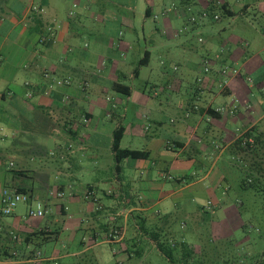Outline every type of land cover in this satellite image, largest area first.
Returning a JSON list of instances; mask_svg holds the SVG:
<instances>
[{
  "label": "crops",
  "instance_id": "obj_1",
  "mask_svg": "<svg viewBox=\"0 0 264 264\" xmlns=\"http://www.w3.org/2000/svg\"><path fill=\"white\" fill-rule=\"evenodd\" d=\"M105 1L116 12L101 18L99 29L94 23L88 29L85 15L98 0H0V197L5 188H27L45 211L42 218H30L24 203L9 216L0 211V264H63L60 257L77 260L66 264H101L97 259H109L104 244L113 264H143L157 250L151 234L162 239L160 224L182 203H203L209 196L207 203L216 204L226 195L223 182L217 188L213 184L216 177L220 181L214 163L199 158L194 165V155L214 151L220 159L243 130L264 116L261 84L231 66L222 76L227 63L235 62L234 52L210 56L213 45L203 43L195 50L199 54L190 57L184 43L174 41L178 30L171 18L185 22L210 2L226 3L235 18L228 0H190L167 14L168 4L155 0ZM170 1L178 5V0ZM242 1L241 13L253 11L264 37V0ZM64 3L72 6L67 12L61 10ZM156 4L164 24L148 29L146 19L157 20ZM196 22H189L187 32L201 33L211 21ZM169 44L180 47V53H171ZM154 50L164 55L152 70L160 82L146 78L144 88L137 89L133 81L150 65ZM195 67L201 72L191 99L170 104L168 94L179 92ZM217 95L233 99L214 105ZM129 103L135 107L131 113ZM207 107L224 109L221 118L199 112ZM118 127L124 129L121 148L148 154L146 159H124L119 170L112 150ZM124 137L139 146H122ZM107 184L110 189H104ZM199 208L206 209L204 204ZM212 223L206 231L208 247L188 242L193 258L212 257V243L223 234L226 239V227ZM113 230L116 239L107 237ZM53 232L42 241V234ZM63 232L69 235L61 246L66 253L59 256L52 248L44 254L40 245L58 240Z\"/></svg>",
  "mask_w": 264,
  "mask_h": 264
},
{
  "label": "rangeland",
  "instance_id": "obj_2",
  "mask_svg": "<svg viewBox=\"0 0 264 264\" xmlns=\"http://www.w3.org/2000/svg\"><path fill=\"white\" fill-rule=\"evenodd\" d=\"M155 2L166 5L168 4L166 10L169 11H172V9H178L177 6L174 7V4L171 3L170 0H155ZM228 2L236 13L235 18L222 16L220 20L211 21L204 29H202L201 33H195L192 31L187 32L189 25L187 18L193 13L188 14L185 22L183 21L184 19L179 20V18L174 17V20L171 18L170 21L172 22V26L175 27L179 33H177V40L174 41L184 43L186 50H188L185 55L190 57H195V55L199 54L195 52V50L200 49L203 43H211L213 45V51L210 56H215V54L222 55L227 50H231L237 57L233 65L232 62L227 63L228 65H226V70H231L229 66L233 67L236 72L241 70L242 74L247 73L253 80H255L254 84H261V88L264 89V37L260 32V25L262 22L255 17L253 11H250L246 15L241 13V4L243 3L242 0H228ZM68 4L69 3H64L61 10L67 12V10L72 7L71 4ZM158 4L153 7L154 11L158 13L156 14L157 20L152 18L146 19V26L148 29H153L155 27L160 28V26L164 24V17H162L158 12ZM90 5L91 10L88 11L87 16L85 15V20L87 22V26L89 27L88 29H91L90 25L93 23L96 24L94 29H99L101 26V18H105L106 16L108 17L110 14L109 12H116L114 9L115 7H113L114 5H112L109 1L98 0V3ZM99 8H102L101 11H99ZM102 10H104V12H102ZM92 15H94L97 20L94 21L92 19ZM145 36L148 38L147 33ZM156 38L162 41L160 35L156 34ZM162 38L169 41L165 36H162ZM142 39L143 37L140 36L139 42L141 45L143 43ZM172 44H169L171 53H180L181 48L175 46L171 47L173 46ZM157 52L158 50L152 51L149 61L150 65L143 66L141 76L133 81V84L137 89L142 90L144 88L143 80L146 78L150 80V83L158 84V82H160L152 71L153 68L156 70V66L159 68L158 57L164 58L162 53ZM134 58L138 59L139 57L136 54ZM244 58L248 60L246 61V64H243L242 60ZM136 61L137 60L134 61V64L137 63ZM170 63L171 62H169L168 65H170ZM182 70L183 69L178 71V74H181ZM198 71H200L199 68L195 67V69L186 76L184 87L179 92L173 91L168 94L167 97L170 104H186L191 99V90L195 84V77L199 75ZM224 75L225 74H222V76ZM123 98L125 99L124 96ZM159 98H161V96H159ZM232 99L233 98L228 95H217L214 105H223L226 103L230 104ZM123 105H128V103L124 102ZM134 108L135 107L129 103L128 113H131L130 110H133ZM256 125L259 127V130L264 133V116L256 123ZM122 146L136 147L139 146V141L129 137H124ZM260 151L264 162V144L261 146ZM212 152L214 153V151ZM213 153H208L206 157L204 154L194 155L196 160L194 165H196V162L198 163L199 158H205L209 164L214 163L215 171L213 174L216 172V176L219 175L220 181L216 177L213 184L215 185L217 183L218 185L215 187L217 188L223 182L222 187H227L226 195L221 198L219 203L216 204L207 203L210 198L209 196L203 197V203L198 200L182 203L181 207L177 209L171 217L166 219V223L160 224L163 226L161 227L162 241L180 242L183 237L187 242L195 243L199 246L200 243L203 242L207 244L208 247L209 237L206 231L209 227H213L212 222H216L218 223L217 227H226L225 236L227 237L224 239L223 234L222 238H219L216 242L212 243V248L215 251V259L211 261L212 264H264V205H261L262 200L259 198V201L254 203L249 199L251 195H253L251 190H240V181L246 174L243 170V165L237 161L234 156L227 153L222 157L220 155V159L217 160L215 159ZM208 183L209 181H207V185ZM110 188V184H107L104 187V189ZM239 200L244 201V208L242 210H238L236 207V202ZM200 204H204L206 207L204 211L200 210ZM18 210H22V205L18 206ZM153 220L154 222L157 221L156 218ZM131 231L132 229L129 227L127 236L131 235ZM68 236L69 235L63 232L58 240L40 245L42 251L44 254H50L52 248H54L56 253H59V256L60 254H65L66 250H63L61 246L66 243ZM76 237L79 238L80 236ZM103 247L107 251L106 254L109 255L107 258L109 259H97V261H104L101 264H113L114 262L111 260L113 255L110 254V247L107 244H104ZM59 261L66 264L67 261L77 260L68 257H60ZM141 262H143V264H168L166 259L155 249L147 254L145 261ZM200 262L201 261H192L193 264H199ZM123 264H140V261H125Z\"/></svg>",
  "mask_w": 264,
  "mask_h": 264
},
{
  "label": "trees",
  "instance_id": "obj_3",
  "mask_svg": "<svg viewBox=\"0 0 264 264\" xmlns=\"http://www.w3.org/2000/svg\"><path fill=\"white\" fill-rule=\"evenodd\" d=\"M189 2L190 0H178L177 8L182 5H188ZM175 5L176 4H174V7ZM187 9L190 8L188 7ZM204 12H206L208 15V18L205 19L207 21H216L213 19V17L216 15L215 13L219 14L220 17L234 15L226 3L217 4L216 2H210ZM165 14H167V12ZM221 72L222 74H226L227 70L223 69ZM199 112L208 114L215 118H221V113L217 112V109L215 110L210 107L201 108ZM123 132L124 129L122 127H118L113 132L112 150L114 152L117 170H119V165L124 159H146L148 157V154L144 151L121 148L120 142ZM263 136L264 133L259 130L257 125L245 131L243 130L242 133H240V135L235 138L227 151V153L234 156L235 159L243 165V170L245 171L246 175L240 181V190H251L253 195H251L249 199L255 203L256 201H259V198H261V205H264V162L260 151L261 146L264 144ZM15 191L18 193L27 194L32 198V194L27 188L17 187L15 188ZM243 206L244 201L239 200L236 202V207L238 210H242L244 208ZM54 233L55 232L48 235L42 234V241L44 238H46L47 241L50 240L52 238V234ZM151 239L155 242L156 249L166 259L168 264H193L192 261H201L199 264H212L211 261L215 259V251L213 248L211 251L212 257L209 258L205 253V258L204 256L202 258H193V246L186 241H162V239H160L157 234H151ZM208 259L211 261H206Z\"/></svg>",
  "mask_w": 264,
  "mask_h": 264
},
{
  "label": "built area",
  "instance_id": "obj_4",
  "mask_svg": "<svg viewBox=\"0 0 264 264\" xmlns=\"http://www.w3.org/2000/svg\"><path fill=\"white\" fill-rule=\"evenodd\" d=\"M174 10V9H172ZM177 11V10H176ZM190 11V9H188ZM166 12H169V10L164 11V14ZM208 18V15L206 12L201 11L198 14H191L188 17V21L191 23H195L197 20H205ZM214 20L218 19V16L215 15L213 17ZM201 41V40H199ZM204 72H208V68H204ZM224 73V71H223ZM224 109L219 108L217 109V112L222 113ZM56 196L58 198L63 197V193H56ZM24 203L27 205V216L30 218H42L44 216V207L42 203L39 200L32 199L29 195L24 194V193H18L15 190H10V189H3L1 192V197H0V211L3 216H9L11 215L16 207L20 204ZM118 231L113 230L111 233L107 235L108 238L110 239H116L118 238ZM37 257H40V253H37ZM52 264H57L55 261H52Z\"/></svg>",
  "mask_w": 264,
  "mask_h": 264
}]
</instances>
